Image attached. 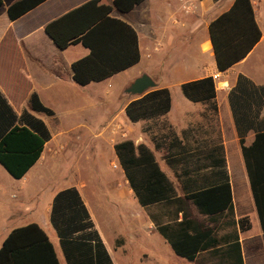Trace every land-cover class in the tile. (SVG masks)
Masks as SVG:
<instances>
[{
	"label": "crops",
	"instance_id": "obj_1",
	"mask_svg": "<svg viewBox=\"0 0 264 264\" xmlns=\"http://www.w3.org/2000/svg\"><path fill=\"white\" fill-rule=\"evenodd\" d=\"M16 1L2 0L0 6V95L5 100L0 107L11 108L14 126L30 127L34 120L42 122L50 138L22 178L14 179L0 165V246L13 229L34 223L45 232L59 264H121L122 255L133 244L146 246L139 264L146 260L148 264H230L220 254H212V249L200 252L192 261L177 256L156 231L154 221L180 222L182 212L176 213V204L143 208L129 186L136 212L124 218L123 223L118 221L123 231L113 243L96 222L87 192L96 172L80 169L77 182L60 187L58 170L52 163L46 164L52 160L49 152L55 146L51 119L57 116L56 107L67 109L65 118L81 114L87 107H104L106 96L120 95L124 86L146 74L156 88L170 93V109L160 118L164 126L159 147L164 154L163 164L156 162L182 200L183 213L201 232H209L211 240L221 241L237 231L243 264H264V239L240 147V139L250 145L257 133L264 132V0H250L261 33L259 41L244 59L223 72L216 67L208 29L235 0H144L126 13L113 7L114 0H99L100 5L113 7L112 18L126 23L136 33L140 58L126 70L85 86L73 80L72 65L87 57L89 50L80 43L57 48L45 27L91 0H45L12 21L7 9ZM213 76L214 105L194 103L184 97L183 84ZM33 97L53 115L33 110ZM121 112L130 122L124 109ZM11 120L8 113L3 118L0 115V130L7 129ZM167 159L176 162L169 164ZM212 160H223L224 165L212 166ZM226 177L231 189L232 217L202 215L183 199V184L190 191L212 186ZM124 183L128 185L126 179ZM69 188L77 191L92 226L60 234L51 222V212L56 195ZM161 207L162 214L148 212L146 217L139 216V209L157 208L159 212ZM243 218L248 220L249 228L240 231L238 221Z\"/></svg>",
	"mask_w": 264,
	"mask_h": 264
},
{
	"label": "trees",
	"instance_id": "obj_2",
	"mask_svg": "<svg viewBox=\"0 0 264 264\" xmlns=\"http://www.w3.org/2000/svg\"><path fill=\"white\" fill-rule=\"evenodd\" d=\"M45 0H18L7 9L10 20H16ZM144 0H114L113 7L126 13ZM2 0H0L1 6ZM111 6L91 0L69 11L45 27L47 36L59 49L80 43L89 55L72 65L73 80L80 86L101 82L139 62L137 35L126 23L110 16ZM209 39L218 71L235 65L253 49L261 37L255 22L250 0H235L231 8L209 24ZM182 93L191 102H208L214 105L215 91L212 77L189 82L181 86ZM0 103L5 100L0 95ZM32 109L46 115L53 112L32 98ZM171 106L167 89L155 88L134 97L124 107L131 123L158 120ZM8 113L11 122L0 130V165L14 178L20 179L39 159L50 135L42 122L34 120L30 127L14 126L15 115L11 108L0 107L3 118ZM241 155L249 181L253 204L264 239V132L254 136L250 145L240 139ZM118 164L138 204L143 207L176 204V213L182 212V220L154 221L156 231L168 242L173 252L192 261L197 254L211 251L220 254L230 264H243L237 231L221 241L211 240L209 232H201L187 218L180 206L171 183L159 168L152 151L143 143L119 142L113 147ZM222 151V148H220ZM169 164L176 160H168ZM224 165L223 160L210 164ZM186 176L189 172H185ZM189 181H192L190 178ZM184 200L190 201L202 215L214 217L233 216L231 189L224 181L206 188L187 190L183 184ZM51 222L60 233L84 231L92 225L74 188L60 191L54 200ZM240 231L249 228L246 218L239 219ZM218 246H224L219 248ZM218 247V248H217ZM0 264H59L53 246L45 232L37 224L13 229L0 246Z\"/></svg>",
	"mask_w": 264,
	"mask_h": 264
},
{
	"label": "rangeland",
	"instance_id": "obj_3",
	"mask_svg": "<svg viewBox=\"0 0 264 264\" xmlns=\"http://www.w3.org/2000/svg\"><path fill=\"white\" fill-rule=\"evenodd\" d=\"M129 86L130 84L124 86L116 97L106 96L104 107H87L81 114L66 115L65 118L67 109L56 107L57 116L51 119L55 146L49 152L53 156L52 160L48 159L46 163H52L58 170L60 187L71 181L77 182L80 179V169H88L91 174L96 172L91 176L92 183H89L87 192L96 222L102 225L106 236L113 243L115 237L123 231L119 222L123 223L124 218L136 212L137 208L133 195L128 194V185L124 183L125 178L117 164L114 145L126 140L135 145L146 144L153 151L159 165L163 164L164 155L162 148H159L164 129L160 118L138 124L125 120L121 110L134 98L125 92ZM84 177L87 178L86 174ZM163 209L164 207L159 208V212L157 208L139 209V216L146 217L148 212L162 214ZM158 237L154 236V239H159ZM145 247L143 244L128 246L122 255L121 264H139V257ZM147 262L148 260L141 263L148 264Z\"/></svg>",
	"mask_w": 264,
	"mask_h": 264
},
{
	"label": "water",
	"instance_id": "obj_4",
	"mask_svg": "<svg viewBox=\"0 0 264 264\" xmlns=\"http://www.w3.org/2000/svg\"><path fill=\"white\" fill-rule=\"evenodd\" d=\"M156 88L154 81L146 74L136 78L125 92L133 97H139Z\"/></svg>",
	"mask_w": 264,
	"mask_h": 264
},
{
	"label": "built area",
	"instance_id": "obj_5",
	"mask_svg": "<svg viewBox=\"0 0 264 264\" xmlns=\"http://www.w3.org/2000/svg\"><path fill=\"white\" fill-rule=\"evenodd\" d=\"M212 78L216 79V76H213ZM113 167L116 169L117 166L114 164Z\"/></svg>",
	"mask_w": 264,
	"mask_h": 264
}]
</instances>
